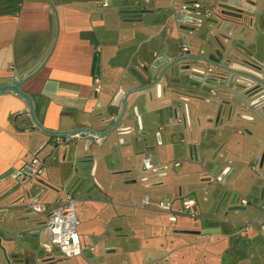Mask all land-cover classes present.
Returning a JSON list of instances; mask_svg holds the SVG:
<instances>
[{
  "label": "crops",
  "instance_id": "1",
  "mask_svg": "<svg viewBox=\"0 0 264 264\" xmlns=\"http://www.w3.org/2000/svg\"><path fill=\"white\" fill-rule=\"evenodd\" d=\"M184 1L0 0V87L17 85L30 100L32 117L41 128L23 131L34 125L29 103L12 90L0 93V223L7 233L14 232L30 244V250L14 251L3 243L6 255L0 248V264H6L4 259L7 264H71L76 259L108 264L121 257H126L121 264H264V167L258 169L264 117L247 111L230 116L228 106L219 112L218 104L194 98L183 103L175 100L177 110L186 106L187 126L183 127L180 118L169 117L170 99L158 97L156 88L146 93L145 100L127 98L145 82L153 53L179 38L172 15ZM196 47L190 41L187 49L195 53ZM126 98L127 113L120 119ZM118 121L119 127L101 147L85 150L90 136L84 131L103 133ZM55 134L80 136L57 144ZM176 146L182 148V158L163 155ZM33 157L44 161L46 177L19 179V171ZM145 159L152 170L145 169ZM216 166V177L224 169L231 170V192L216 212L218 191L205 212L196 192H187V185L176 181L196 176V187H211L214 180L207 179ZM87 167L96 179L97 196L77 200L76 214L80 240L93 245L94 252L71 259L55 251L47 254L41 247L50 241L46 215L32 213L29 203L37 197L49 213L58 210L65 194L74 195L85 182ZM134 185L151 199L144 209L132 203L128 188ZM233 192L239 197L238 205L255 214L254 224L237 221L235 216L244 212L223 215ZM163 194L170 197L162 199ZM166 201L173 203L172 210L159 211L157 203ZM187 202H191L188 211ZM153 211L164 214L175 235L176 230L219 232L200 235L208 243L180 240L174 247L156 249L149 239L133 236L128 222L151 221ZM118 224L127 227L128 236H121L123 227ZM123 237L127 243L115 240ZM202 244L203 252L198 250ZM171 248L181 255L174 256ZM190 248L194 252L188 256ZM196 252L204 255L197 257ZM20 253L23 258H16Z\"/></svg>",
  "mask_w": 264,
  "mask_h": 264
},
{
  "label": "water",
  "instance_id": "2",
  "mask_svg": "<svg viewBox=\"0 0 264 264\" xmlns=\"http://www.w3.org/2000/svg\"><path fill=\"white\" fill-rule=\"evenodd\" d=\"M212 2V6L219 11L213 28L208 31L213 33L212 37L203 39L199 32V20L192 18L187 13L178 10L172 15L173 27L179 34L176 40L168 41L171 46L154 52L150 61V67L146 69L147 78L140 87L131 91L127 96H137L145 100L146 93L149 95L152 88H156L158 97H168L171 105L167 107L169 117L172 121L180 118L183 127L187 126L186 106L182 104L179 110L174 108L173 102L188 101L190 98L205 101L208 104H218L219 112L223 106L229 107L230 116L237 109H249L258 118L264 117V0H206ZM186 11H193L187 8ZM227 34V36L225 35ZM193 41L197 44L196 52L192 53L187 47ZM206 43V50L202 44ZM228 43V45H226ZM209 66L215 67L211 70ZM150 82V83H149ZM163 84V85H162ZM12 90L23 97L30 105L29 115L32 117L30 100L17 87V85H4L0 87V93ZM213 92H217L213 95ZM211 97L215 100L209 101ZM127 98L125 99L120 119L127 113ZM150 99V96H149ZM14 119L13 124L15 126ZM253 118H251L252 120ZM33 126L23 131L40 129V125L32 117ZM119 122L110 125L103 133L91 130L84 131L88 137L85 150L92 146L101 147L110 133L117 130ZM43 131V129H42ZM129 132V129L127 130ZM55 136H61L55 134ZM96 139L102 141L98 142ZM264 140V138H263ZM264 142V141H263ZM146 145V141L144 140ZM193 155L192 149L189 156ZM216 166L207 180H214L211 189L219 191L217 210L231 189L228 185L231 170L224 169L219 177H216ZM264 167V149L260 158L258 169ZM82 184V183H81ZM81 184L74 190L80 188ZM264 191V188H263ZM208 196L209 194L206 193ZM238 195L233 192L228 207L223 215L228 213L245 212L246 207L238 205ZM206 201V200H205ZM264 203H262V206ZM215 212V215H216ZM218 230H176L178 234L212 235ZM9 244L12 250L26 247L30 250V244L22 242L14 233H7L0 223V248L6 255V249L2 244ZM11 258L15 257L13 255ZM9 258L8 262H9ZM23 258V254L17 255Z\"/></svg>",
  "mask_w": 264,
  "mask_h": 264
},
{
  "label": "built area",
  "instance_id": "3",
  "mask_svg": "<svg viewBox=\"0 0 264 264\" xmlns=\"http://www.w3.org/2000/svg\"><path fill=\"white\" fill-rule=\"evenodd\" d=\"M108 3L103 2V6H107ZM205 4L200 0H185L180 11L187 13L189 17L198 18L200 15V9ZM191 8L193 11H186L187 8ZM79 134H69L65 136H59L56 138L57 144H63L73 141L78 138ZM144 167L147 170H152L153 166L149 159L143 161ZM175 166H179L178 163ZM18 177L21 180H41L46 177V167L44 161L38 157H33L31 161L18 173ZM151 199L149 196H144L141 200L140 208L144 209L150 205ZM191 202L186 203L185 209L188 211L191 208ZM243 204H246L245 201ZM157 208L161 212H170L173 207L171 201L158 202ZM29 209L32 213L46 215V223L50 233V241L47 244L42 243L41 247L45 253L49 254L53 251L59 253L66 259L84 257L86 253H93V245H84L80 240L79 235V219L76 214V200L74 199L72 192H67L58 210L48 212L47 204L42 202L39 198L35 197L29 203ZM189 216H193L190 211Z\"/></svg>",
  "mask_w": 264,
  "mask_h": 264
},
{
  "label": "rangeland",
  "instance_id": "4",
  "mask_svg": "<svg viewBox=\"0 0 264 264\" xmlns=\"http://www.w3.org/2000/svg\"><path fill=\"white\" fill-rule=\"evenodd\" d=\"M167 155V156H175L178 158H182L183 156V150L181 147L176 146L175 148H173L172 150H168L166 151V153H163V155ZM89 170L90 167H87V169H85L84 171V176H85V182L81 185V187L79 188V191H77L76 193H74V199L77 201H79V199H82L84 197H88V198H96V194H97V187H96V179L91 178L90 174H89ZM75 178V177H74ZM176 182H180L183 185H187L185 186L186 190H188L187 192H191V191H195L196 195L198 196L199 200L201 201V206L203 211L208 212L209 208L212 205V197L215 196V194L218 192L217 190H213L211 189V187H206L203 188L204 186L201 187H196L195 184L197 181V177L196 176H191L189 178H185V179H180ZM74 183V182H73ZM107 186L109 185L111 189L116 190L119 189L120 190V186L115 185V184H106ZM70 187V185H69ZM68 187V188H69ZM136 186H132L130 188H128V190L130 191V197L132 200L133 205H136L138 209L140 208V199L141 197H143L144 195V191H140V189L136 188ZM206 193H208V200L207 201H203V198L206 196ZM169 195L163 194L162 195V199H166L169 198ZM141 211V210H140ZM143 211V210H142ZM77 212L79 214L80 210L79 208L77 209ZM232 213V212H231ZM151 217V221H147L145 223L144 220H141L140 223L136 222L135 220L132 219H128V222L131 223V228L134 229L133 230V236L138 237L137 239H144L146 238L149 239L148 241H151L150 244L154 245L156 249L160 248L163 245H170V247H174L175 245H178L176 243V241H182V243H192L193 241H197L198 243H208L209 239L207 238H203L200 235H196V237L198 236V238L195 237V235L193 234H178L176 233L173 234L172 230L174 229V226L168 222H164L165 220H163V216L164 214L161 212H155L153 211L152 213H150ZM233 216H235V213H232ZM255 214L248 212H244L243 214H241L240 216L235 218L237 219V221L240 222H246V223H253L252 220H254ZM133 221V222H132ZM202 221V220H201ZM183 222H186V224H194L192 223V221H188V220H183ZM205 222V221H204ZM145 223V224H144ZM254 224V223H253ZM119 225V224H118ZM123 227V230L120 232L121 236H128L129 235V231L127 229V227L125 226H118V228ZM139 229V230H136ZM143 229V230H141ZM143 234V235H142ZM106 235H111L110 231L107 232ZM142 237V238H140ZM119 239V240H118ZM135 239V238H134ZM116 241H119L120 243H127L125 240L126 238H117L115 239ZM145 240V239H144ZM134 242H136L135 240H133ZM162 241L164 242H171V243H162ZM125 245V244H124ZM203 247L202 249L200 247H198V250L200 251H204L206 249V246L204 244H202ZM172 250V254L178 255L179 251L178 249H174L171 248ZM202 251V252H203ZM194 252L193 248L189 249V253L187 254L188 256H191L192 253ZM201 252V254H199V252H196V256L199 257L200 255H204ZM264 252V251H263ZM181 255V254H179ZM243 256H245L243 254ZM90 257V256H88ZM184 257V256H183ZM182 257V258H183ZM262 259L264 258V253H262ZM126 259V257H121L120 259H118V261H113V262H108V264H121L122 262H124ZM261 259V260H262ZM5 263L6 259H4ZM104 261V259L99 260V262ZM71 264H84L83 261L81 259H76L73 261H70ZM106 262L102 263L105 264ZM129 263V262H128ZM68 264V263H65Z\"/></svg>",
  "mask_w": 264,
  "mask_h": 264
},
{
  "label": "flooded vegetation",
  "instance_id": "5",
  "mask_svg": "<svg viewBox=\"0 0 264 264\" xmlns=\"http://www.w3.org/2000/svg\"><path fill=\"white\" fill-rule=\"evenodd\" d=\"M202 1L205 6H203L201 9H200V13L202 15H200L197 19L199 20V32H201V37L203 39L205 38H208V37H212V35H214L213 33H210L208 31L209 28H213V22L216 21V15H217V12L219 11L216 7H213L212 5V2H207L206 0H200ZM227 36V34H225ZM228 45V43L226 44ZM207 48V45L206 43L204 42L202 44V49L206 50ZM264 59V58H263ZM209 68L211 70H215L216 68L215 67H212V66H209ZM217 92H213V95H216ZM212 100H215L214 97H211ZM250 112L252 113L249 109H237L236 110V113L240 116V114H242V112Z\"/></svg>",
  "mask_w": 264,
  "mask_h": 264
}]
</instances>
